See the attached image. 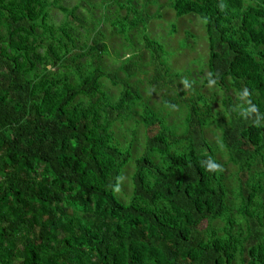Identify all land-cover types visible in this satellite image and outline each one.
Segmentation results:
<instances>
[{
    "label": "trees",
    "instance_id": "16d2710c",
    "mask_svg": "<svg viewBox=\"0 0 264 264\" xmlns=\"http://www.w3.org/2000/svg\"><path fill=\"white\" fill-rule=\"evenodd\" d=\"M163 7L203 25L194 73ZM0 264H264V0H0Z\"/></svg>",
    "mask_w": 264,
    "mask_h": 264
},
{
    "label": "rangeland",
    "instance_id": "374dc122",
    "mask_svg": "<svg viewBox=\"0 0 264 264\" xmlns=\"http://www.w3.org/2000/svg\"><path fill=\"white\" fill-rule=\"evenodd\" d=\"M80 0H61V4L67 7H72L76 3H78ZM91 3L98 4L101 2V0H87ZM104 1V0H103ZM143 1V0H138ZM166 0H158V3L165 4ZM83 12L84 8L78 7L77 11ZM157 5L150 3L148 5V11L151 13L157 12ZM101 10L100 8L95 9V14L98 16L100 14ZM162 16L160 18L154 17L150 20L148 24V31L149 34L157 39H160L166 44V49L169 50L172 55L170 56L169 60L171 61V64L173 68H194L195 66L191 64V61L193 59H206L207 57V41L205 39L204 35V28L200 21H198L195 16L196 15H185L183 17H180L179 19H176L174 12L168 8L163 7V9L160 11ZM52 18L55 23L59 22L62 18V13L56 9L53 8L51 11ZM197 17V16H196ZM198 18V17H197ZM176 22L177 28L174 32L171 33L169 23L171 21ZM110 25H106L105 29L106 31H109ZM121 39L119 37L115 36H109L108 42L110 46V50H112L113 46H119ZM182 41H185V43H181ZM143 61L149 60L148 53H144L142 55ZM118 64V59H112V57L106 58V68L110 69L112 67H116ZM145 70V73H139L138 79L142 81V90L144 91V95L147 96L146 88H149L147 79L148 75L150 74V70H148V67H143ZM197 67L193 70V73L196 71ZM122 76V74H120ZM107 85L109 83L107 82ZM110 86V90L113 92H116L117 90L115 87L112 88V85ZM162 91L155 92L153 95L149 97V104L154 107L155 109H158L160 103L162 102L163 98L161 96ZM173 116V115H172ZM172 116L167 117V120H171ZM178 117H175L177 119ZM131 121V120H129ZM122 127L119 123L117 126H115L116 134L121 133ZM125 141L129 140L130 138L134 137L130 133V131L125 133ZM135 144L138 148L141 147V144L144 140V128L142 125H140L136 129V134L134 138ZM132 161H130L131 163ZM123 171V177L121 176L119 179V184L116 188V195L118 198L121 197L123 200H127L128 195L131 192V180L130 176L133 171V165L132 163L129 164L127 167L124 168ZM120 180L122 182L120 187ZM121 190V192H120ZM120 193V195H119ZM121 199V198H120Z\"/></svg>",
    "mask_w": 264,
    "mask_h": 264
}]
</instances>
